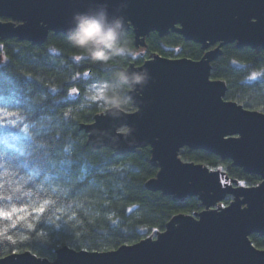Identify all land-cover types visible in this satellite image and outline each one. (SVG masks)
Wrapping results in <instances>:
<instances>
[{"label":"water","instance_id":"1","mask_svg":"<svg viewBox=\"0 0 264 264\" xmlns=\"http://www.w3.org/2000/svg\"><path fill=\"white\" fill-rule=\"evenodd\" d=\"M100 7L124 18L137 48L147 47L152 32H174L205 53L197 60L156 53L141 65L131 63L127 69H146L150 81L131 92L133 111L114 117L105 110L81 125L88 144L123 156L150 147L159 170L147 188L176 200L199 197L205 208L179 213L164 231L114 250L63 246L54 260L25 251L0 264H264V249L250 238L264 236V112L225 99L226 83L211 76L224 46L264 49V0H0V40L42 46L51 33L67 35L75 13ZM123 127L130 134L118 131ZM185 148L231 160L261 182L241 185L220 169L185 161ZM228 195L233 200L217 207Z\"/></svg>","mask_w":264,"mask_h":264},{"label":"trees","instance_id":"2","mask_svg":"<svg viewBox=\"0 0 264 264\" xmlns=\"http://www.w3.org/2000/svg\"><path fill=\"white\" fill-rule=\"evenodd\" d=\"M126 34L131 55L108 65L87 59L64 34L51 33L42 46L18 39L2 41L0 93L3 103L19 106L6 109L17 114V127L0 129V196L12 198L0 206L5 211L10 206L26 210L23 221L0 220V258L30 251L54 260L63 246L110 251L155 236L179 213L193 215L205 208L199 197L176 200L147 188L159 170L151 161L150 147L124 156L113 148L95 150L81 129L106 110L103 101L93 97L116 68L141 65L156 53L196 60L205 53L201 45L177 33L160 37L152 32L146 38V54L135 55L133 30ZM211 76L226 83L225 99L264 112V49L224 46L212 63ZM73 89L78 92L73 94ZM123 109L133 111L132 100ZM24 124L28 133L21 130ZM180 156L220 169L241 185L261 182L231 160L203 150L185 148ZM232 200L228 195L217 207ZM41 206L45 212L35 211ZM250 238L264 249V236Z\"/></svg>","mask_w":264,"mask_h":264},{"label":"clouds","instance_id":"3","mask_svg":"<svg viewBox=\"0 0 264 264\" xmlns=\"http://www.w3.org/2000/svg\"><path fill=\"white\" fill-rule=\"evenodd\" d=\"M66 38L87 59L103 65H108L116 58L130 56L132 52L124 18L110 17L105 7L75 13ZM80 58L77 56V59ZM150 79L151 75L146 69L132 71L116 68L112 79L99 85L95 98L103 101L111 115L118 117L124 106L132 100L131 92L146 85ZM118 131L130 134L131 129L123 127Z\"/></svg>","mask_w":264,"mask_h":264},{"label":"snow or ice","instance_id":"4","mask_svg":"<svg viewBox=\"0 0 264 264\" xmlns=\"http://www.w3.org/2000/svg\"><path fill=\"white\" fill-rule=\"evenodd\" d=\"M73 94L77 93L78 90L77 89H73L72 90ZM93 99H96L95 97H93ZM5 100V97L2 93H0V129H5V128H9V127H17V124L14 122V117L17 115L16 113H12V112H7L6 109L9 107H15V106H19L16 104H5L3 103V101ZM37 113L42 111V108L38 107L36 109ZM38 118V117H37ZM21 130L25 131L26 133H28L29 128L28 125L24 124L21 126ZM74 163L78 164V161H75ZM69 172L71 171L70 169L68 170ZM66 179V177H65ZM2 184H0V189H2ZM19 190V189H18ZM11 197H3L0 196V205H2L5 201H11ZM26 210V208L24 207H17V206H10V210L5 211L3 206H0V220H8V219H12L13 217H16L18 220L23 221L24 220V216H23V212ZM35 211L39 212V213H43L45 212V208L43 206L35 209ZM3 236V233H0V237Z\"/></svg>","mask_w":264,"mask_h":264},{"label":"rangeland","instance_id":"5","mask_svg":"<svg viewBox=\"0 0 264 264\" xmlns=\"http://www.w3.org/2000/svg\"><path fill=\"white\" fill-rule=\"evenodd\" d=\"M139 54H141V55H145V54H146V50H145V48H137V50L135 51V55H139ZM97 89H98V88H96V93H97V95H98Z\"/></svg>","mask_w":264,"mask_h":264},{"label":"flooded vegetation","instance_id":"6","mask_svg":"<svg viewBox=\"0 0 264 264\" xmlns=\"http://www.w3.org/2000/svg\"><path fill=\"white\" fill-rule=\"evenodd\" d=\"M3 20L6 21V20H9V19L4 18ZM3 41H4V40H3ZM1 43H2V40H0V49H1Z\"/></svg>","mask_w":264,"mask_h":264}]
</instances>
